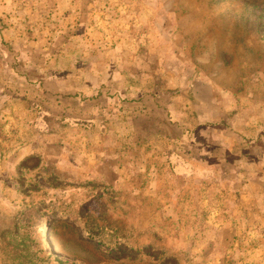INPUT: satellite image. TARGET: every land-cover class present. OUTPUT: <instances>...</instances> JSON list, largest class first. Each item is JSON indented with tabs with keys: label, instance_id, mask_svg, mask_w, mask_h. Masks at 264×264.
I'll use <instances>...</instances> for the list:
<instances>
[{
	"label": "rangeland",
	"instance_id": "obj_1",
	"mask_svg": "<svg viewBox=\"0 0 264 264\" xmlns=\"http://www.w3.org/2000/svg\"><path fill=\"white\" fill-rule=\"evenodd\" d=\"M102 3L0 0V264H264V0Z\"/></svg>",
	"mask_w": 264,
	"mask_h": 264
},
{
	"label": "crops",
	"instance_id": "obj_2",
	"mask_svg": "<svg viewBox=\"0 0 264 264\" xmlns=\"http://www.w3.org/2000/svg\"><path fill=\"white\" fill-rule=\"evenodd\" d=\"M8 1V6H11L12 2L15 0H6ZM24 2H28L29 6L26 7L27 11L30 14H36L35 17L38 18L39 16L43 17L46 16L49 18L52 15L60 16V17H71L77 18L80 14L83 17L90 16V11L92 9L99 8L103 5L102 1L107 0H22ZM79 16V17H80ZM78 17V18H79ZM258 151L254 152L248 151L245 155L241 154L237 157L236 164L241 165L243 160L246 159L247 161V173H252L254 168V162L257 158ZM240 159V160H239ZM243 168L244 165L242 164ZM242 168V167H241ZM241 168L236 169V173L239 174ZM238 207V206H237ZM238 213H236L237 215Z\"/></svg>",
	"mask_w": 264,
	"mask_h": 264
}]
</instances>
